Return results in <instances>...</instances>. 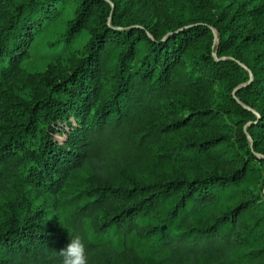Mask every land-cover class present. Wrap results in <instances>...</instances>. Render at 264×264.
<instances>
[{
    "label": "trees",
    "instance_id": "16d2710c",
    "mask_svg": "<svg viewBox=\"0 0 264 264\" xmlns=\"http://www.w3.org/2000/svg\"><path fill=\"white\" fill-rule=\"evenodd\" d=\"M63 1L0 0V98ZM74 2L63 37L88 27L84 53L68 73L50 63L29 96L11 98L0 172L20 170L19 182L45 190H63L83 167L91 176L83 197L64 201V222L13 206L0 264H61L69 231L84 237L89 264H264V0ZM143 7L163 17L166 37ZM210 24L232 57L208 42L190 59Z\"/></svg>",
    "mask_w": 264,
    "mask_h": 264
},
{
    "label": "rangeland",
    "instance_id": "374dc122",
    "mask_svg": "<svg viewBox=\"0 0 264 264\" xmlns=\"http://www.w3.org/2000/svg\"><path fill=\"white\" fill-rule=\"evenodd\" d=\"M74 1L75 0H67L59 3V16L47 21L41 29L36 32L29 53L24 54L21 57L16 63L12 75L5 80L4 93L0 98V117L2 113L12 111V97L30 95L37 84L36 75L40 71L45 70L50 63H53L58 70L68 73L83 55L84 45L91 35L88 27L81 29L73 40L66 41L63 37L68 21L74 15ZM240 1L243 2L246 7H251L253 3L256 2V0ZM139 16L147 23H154L153 25L157 27L159 35L163 37L168 35V33L165 32L166 28L164 26L163 17H161L156 10L143 7L139 11ZM220 41L221 36L219 29L210 24L209 30L198 37L196 47L193 48L194 52H191L189 55L190 59L195 58L196 53L199 50L204 49L208 42H211L213 54L218 59L232 57L226 55ZM242 65L245 68H248L243 63ZM249 81L250 79L235 86L233 95H235L237 99H239L237 96V89ZM227 84L228 83H225L224 85ZM253 111L257 112L255 109H253ZM235 124L236 122L233 120H228V126L234 136L239 133L238 125ZM247 125L248 123L244 124V130L246 132ZM55 137L60 143H64V135L62 133L56 132ZM249 141L253 147V141L250 135ZM256 153L259 157H264V154L260 152ZM259 163L263 169L260 184L264 185V162ZM7 168L10 171L9 166H7ZM0 173L2 174V177L8 179L5 188L0 186V227H4L8 220V216L11 213V209L15 205L19 206V213L21 216L37 208H41L45 211L47 218L51 221L55 223L64 222V201L68 197H83L84 187L88 183V178L91 176L89 169L83 167L69 178L70 182L63 190H45L35 185H25L24 183L19 182L22 181L18 179V175H21L20 170L16 173L13 171L10 173L1 171Z\"/></svg>",
    "mask_w": 264,
    "mask_h": 264
},
{
    "label": "clouds",
    "instance_id": "9594fccd",
    "mask_svg": "<svg viewBox=\"0 0 264 264\" xmlns=\"http://www.w3.org/2000/svg\"><path fill=\"white\" fill-rule=\"evenodd\" d=\"M69 232L70 243L59 250V255L63 257L61 264H89V252L84 237L79 233L73 235Z\"/></svg>",
    "mask_w": 264,
    "mask_h": 264
}]
</instances>
